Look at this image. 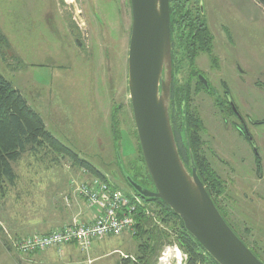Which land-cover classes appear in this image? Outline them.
<instances>
[{
    "label": "rangeland",
    "instance_id": "374dc122",
    "mask_svg": "<svg viewBox=\"0 0 264 264\" xmlns=\"http://www.w3.org/2000/svg\"><path fill=\"white\" fill-rule=\"evenodd\" d=\"M64 1L67 7L72 2L77 5L75 11L67 10L61 16L57 7L62 0H0V74L28 101L56 139L132 197L129 187L112 175L119 170L122 176L138 182L141 178L137 174L146 175L145 165L138 159L141 156L120 59H112L114 72L110 74V60L102 58V48L109 50V38L102 34L103 46L100 44L99 49L94 41L89 43L90 34L91 39L98 36L96 29L92 22L88 30L77 20L81 11L89 12L78 4L79 0ZM209 1L206 9L218 16L214 45L223 47L219 55L224 58L220 60L221 79L214 84L230 94L227 99L237 115L232 108V116L227 108L220 112L204 94L192 98L190 109L204 126L200 133L202 152L225 183L224 194L216 200L220 212L264 262V189L259 191L261 170L257 169V162L264 159V123H258L264 121V10L256 0ZM92 5L104 14L110 1L92 0ZM72 19L78 24L82 41L89 43L96 55L91 61L78 53L63 26L62 21L70 24ZM204 59L198 60L202 66ZM235 63L245 71L240 80ZM75 164L69 156L47 147L34 154L28 151L11 164L14 184L5 182V197L0 200V228L6 230L8 241L18 239L16 227L27 219L25 216L41 211V185L50 191L56 186L69 188L84 183L82 177L90 175L82 174L86 170ZM73 171L81 172L71 185ZM145 184L153 190L151 182ZM122 236L106 239L116 245V238ZM134 244L136 248L134 240L127 238V249L122 250L128 251ZM166 248L163 245L157 253L155 264H159L158 257ZM166 254L170 259L179 256L172 245ZM98 264H120V260L115 254Z\"/></svg>",
    "mask_w": 264,
    "mask_h": 264
},
{
    "label": "water",
    "instance_id": "95a60500",
    "mask_svg": "<svg viewBox=\"0 0 264 264\" xmlns=\"http://www.w3.org/2000/svg\"><path fill=\"white\" fill-rule=\"evenodd\" d=\"M131 7L127 91L144 167L153 190L123 175L124 179L140 199H155L165 204L217 264H264L226 223L207 193L197 174L187 132L184 133L189 151L186 161L179 153L172 124L169 0H131ZM185 115L183 102L184 129ZM116 159L122 168L117 151Z\"/></svg>",
    "mask_w": 264,
    "mask_h": 264
},
{
    "label": "trees",
    "instance_id": "16d2710c",
    "mask_svg": "<svg viewBox=\"0 0 264 264\" xmlns=\"http://www.w3.org/2000/svg\"><path fill=\"white\" fill-rule=\"evenodd\" d=\"M256 1L264 10V0ZM182 60V65L185 66L186 59L182 58ZM183 102L186 110V131L183 126L184 120L181 116V105ZM177 109L174 113L172 107V124L179 153L186 161V155H189V151L186 146L184 133L187 132L198 177L220 212L218 201L216 202V200L224 194L225 183L211 167L202 152L200 133L204 130L203 123L190 109L187 97L181 91L177 97ZM258 123H264V121ZM135 137L138 153L144 165L136 132ZM42 147H47L51 152L58 155L69 156L76 163L75 165L81 166L80 168L86 170L84 172L91 177L100 179L110 187H116L110 184L102 173L80 159L76 153L56 139L46 129L39 114L27 104V101L19 91L0 74V200L5 197V182L8 181L10 184H14L15 173L11 164L17 162L26 152L29 151L34 154ZM259 164L260 162H257L258 170L260 169ZM141 200L143 206L137 207L134 218L135 234L132 235V239L136 243V252L133 257L134 261L129 260L131 264H155L154 258L163 245L176 246L186 256V264H217L184 230L182 222L165 204L155 199L144 200L141 198ZM222 217L224 218L223 215ZM224 220L226 221L225 218ZM169 227L172 229H169ZM236 235L243 241L237 233ZM170 236H173L171 240H169ZM18 240L21 239L12 240L11 244ZM246 246L249 247L248 245ZM249 249L258 257L251 247ZM124 260L126 261L128 258Z\"/></svg>",
    "mask_w": 264,
    "mask_h": 264
},
{
    "label": "flooded vegetation",
    "instance_id": "af4514ba",
    "mask_svg": "<svg viewBox=\"0 0 264 264\" xmlns=\"http://www.w3.org/2000/svg\"><path fill=\"white\" fill-rule=\"evenodd\" d=\"M103 1L105 2L107 0ZM109 1L110 8L106 13L101 14L96 10L94 5H92V0H79L78 4H80L89 13L81 11L82 14L81 16L80 14L77 15V20L80 24H86L88 26V30L92 29L90 27V22H92L93 27L98 33L97 37H100V39L99 41L98 39L96 40L97 37L91 39L90 34L89 43L94 41L97 43L98 49L101 48L100 44L102 43H100V41H102V34L107 35L109 38V41L107 42L109 50L107 49L105 51L104 48H102V58H104V60H110V74H113L114 72L112 59H120L122 65V77L124 76V80L126 81V92H128L127 63L132 31L131 0ZM209 2V0H169L173 62L171 100L174 113L178 110L177 97L181 91L184 96L187 97L189 107L191 106L192 98L194 96L204 94L213 102V105L217 110L222 112L224 108H227L228 115L232 116L233 114L227 99L230 97V94L221 89L222 86L217 87L214 84L215 80L217 81L221 79L219 76L222 74L220 69V60H224V58H221L219 55V51H221L223 47L217 46L216 48V45H214V41L216 40V35H218L219 30L217 28L218 16L211 10L206 9ZM76 5L77 4L75 2H72V5L67 7L65 6V1L62 0L59 5L61 8H59V6L57 8L62 16V12H66L67 10L75 11L74 7ZM87 8L89 10H87ZM62 23L68 31L71 43L77 49L78 53L82 57H87L86 59L91 61L96 55L92 52L90 47L91 45L89 43L86 45L82 41V36L81 33L78 32V24L75 20L72 19L70 24L65 21H62ZM203 33L205 34L204 36ZM215 52L218 54L215 55ZM182 58L186 59L185 66L182 65ZM199 58H205L203 66L199 63ZM201 67H203V69H201ZM234 68L236 69V74L238 73V79L240 80V75H244L245 71L238 64ZM203 81L206 82V86ZM243 81L245 84L246 80L243 79ZM126 95H128V93ZM138 159L141 160L139 156ZM129 164L128 166L132 168V165L130 166ZM112 175L114 180H120L121 184L123 182L135 195L134 191L127 184L119 170L113 171ZM120 176H122V180ZM137 176L141 178V181H133L141 187L148 188V185L145 183H150L151 180L147 174L145 176L137 174Z\"/></svg>",
    "mask_w": 264,
    "mask_h": 264
},
{
    "label": "crops",
    "instance_id": "0c3cea01",
    "mask_svg": "<svg viewBox=\"0 0 264 264\" xmlns=\"http://www.w3.org/2000/svg\"><path fill=\"white\" fill-rule=\"evenodd\" d=\"M258 6L260 5L258 4ZM260 163L263 164H259L261 170V174H259V191L264 189V159ZM80 172H71L73 178L70 184L79 179ZM82 174H85V172H82ZM90 177L86 178L83 176V182L88 181ZM40 190L43 192L40 196L42 202L41 211L35 212L34 216H25L27 219L19 223L15 234L18 239L28 237L30 234L45 236L52 231L74 223L86 225L93 223L97 210L89 207L82 198L74 193L73 185L72 187L69 186V188L56 186L50 191L45 190V186L41 185ZM2 224L3 226L7 225L6 222ZM10 228H13V224H11ZM4 232L0 228V264H98L100 261L115 254L118 255L120 264H131L129 260L134 261L133 257L136 252L135 244L128 251L125 250L126 252L122 250L127 249L125 245L127 238L134 240L129 232L122 234L123 236L120 238H116V245L107 241L111 239L105 238L106 240L93 241L87 251H82L77 245L72 243L60 248H49L32 253H19L16 251L12 247L11 242L7 240ZM125 258H128V260L125 261Z\"/></svg>",
    "mask_w": 264,
    "mask_h": 264
},
{
    "label": "built area",
    "instance_id": "2783aa9c",
    "mask_svg": "<svg viewBox=\"0 0 264 264\" xmlns=\"http://www.w3.org/2000/svg\"><path fill=\"white\" fill-rule=\"evenodd\" d=\"M74 193L89 207L97 210L90 225L74 223L45 236L33 235L12 242L19 253H32L49 248H60L75 243L82 251H87L91 243L106 237L119 236L126 232L134 235V218L142 200L134 195L128 197L116 187H110L98 178L91 177L82 184H73ZM165 249L158 257L159 264H171ZM185 256L182 262L185 263Z\"/></svg>",
    "mask_w": 264,
    "mask_h": 264
}]
</instances>
